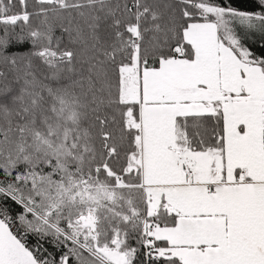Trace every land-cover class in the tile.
Listing matches in <instances>:
<instances>
[{
	"label": "snow or ice",
	"instance_id": "obj_1",
	"mask_svg": "<svg viewBox=\"0 0 264 264\" xmlns=\"http://www.w3.org/2000/svg\"><path fill=\"white\" fill-rule=\"evenodd\" d=\"M245 2L0 0V264H264Z\"/></svg>",
	"mask_w": 264,
	"mask_h": 264
},
{
	"label": "trees",
	"instance_id": "obj_2",
	"mask_svg": "<svg viewBox=\"0 0 264 264\" xmlns=\"http://www.w3.org/2000/svg\"><path fill=\"white\" fill-rule=\"evenodd\" d=\"M234 2L236 3V5L238 7L242 8V9L243 8H251L252 7V5L247 3V2H245V0H234ZM23 47L26 49L27 48V44H25ZM11 50L15 51V49H11ZM261 50H264V49H261Z\"/></svg>",
	"mask_w": 264,
	"mask_h": 264
}]
</instances>
